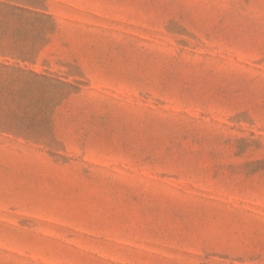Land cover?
I'll return each mask as SVG.
<instances>
[{
  "label": "rangeland",
  "instance_id": "obj_1",
  "mask_svg": "<svg viewBox=\"0 0 264 264\" xmlns=\"http://www.w3.org/2000/svg\"><path fill=\"white\" fill-rule=\"evenodd\" d=\"M0 2V264H264V0Z\"/></svg>",
  "mask_w": 264,
  "mask_h": 264
},
{
  "label": "trees",
  "instance_id": "obj_2",
  "mask_svg": "<svg viewBox=\"0 0 264 264\" xmlns=\"http://www.w3.org/2000/svg\"><path fill=\"white\" fill-rule=\"evenodd\" d=\"M27 15H34V16H38V17L39 16L40 17H44L43 15H38V14H36L34 12L29 11L28 9L14 7V6H11V5H8V4L0 2V19H1V21L3 19H7V18L11 19L13 17L22 18V17L27 16ZM3 30H5V29L0 27V33ZM0 41H1V39H0ZM9 49H11V48H8L5 45H0V55L3 54V53H6V50H9ZM13 50H14L15 53H17V51L15 49H13ZM18 53H20V52H18ZM21 58H22V61L30 60V59H28V57H24V56H22Z\"/></svg>",
  "mask_w": 264,
  "mask_h": 264
}]
</instances>
